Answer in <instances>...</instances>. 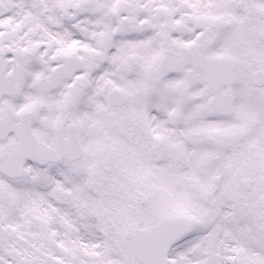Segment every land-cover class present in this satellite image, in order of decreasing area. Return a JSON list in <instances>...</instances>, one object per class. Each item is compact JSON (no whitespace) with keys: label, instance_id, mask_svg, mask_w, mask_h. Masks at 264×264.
Instances as JSON below:
<instances>
[{"label":"snow or ice","instance_id":"obj_1","mask_svg":"<svg viewBox=\"0 0 264 264\" xmlns=\"http://www.w3.org/2000/svg\"><path fill=\"white\" fill-rule=\"evenodd\" d=\"M0 264H264V0H0Z\"/></svg>","mask_w":264,"mask_h":264}]
</instances>
